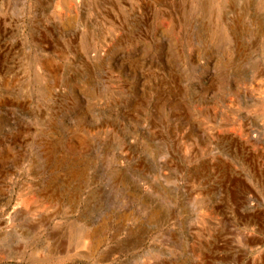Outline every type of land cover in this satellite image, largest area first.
Returning <instances> with one entry per match:
<instances>
[{
	"label": "rangeland",
	"instance_id": "374dc122",
	"mask_svg": "<svg viewBox=\"0 0 264 264\" xmlns=\"http://www.w3.org/2000/svg\"><path fill=\"white\" fill-rule=\"evenodd\" d=\"M0 264H264V0H0Z\"/></svg>",
	"mask_w": 264,
	"mask_h": 264
}]
</instances>
